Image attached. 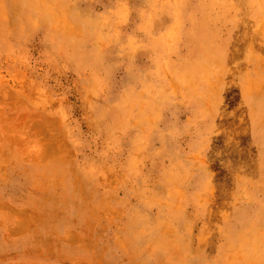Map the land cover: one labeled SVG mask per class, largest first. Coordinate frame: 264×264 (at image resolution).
<instances>
[{"label":"rangeland","instance_id":"1","mask_svg":"<svg viewBox=\"0 0 264 264\" xmlns=\"http://www.w3.org/2000/svg\"><path fill=\"white\" fill-rule=\"evenodd\" d=\"M0 264H264V0H0Z\"/></svg>","mask_w":264,"mask_h":264},{"label":"bare ground","instance_id":"2","mask_svg":"<svg viewBox=\"0 0 264 264\" xmlns=\"http://www.w3.org/2000/svg\"><path fill=\"white\" fill-rule=\"evenodd\" d=\"M133 2V1H132ZM140 2V1H139ZM142 12V11H141ZM135 15V14H134Z\"/></svg>","mask_w":264,"mask_h":264}]
</instances>
